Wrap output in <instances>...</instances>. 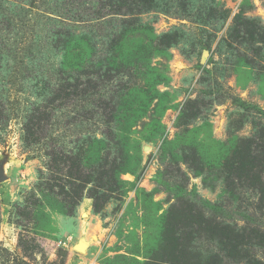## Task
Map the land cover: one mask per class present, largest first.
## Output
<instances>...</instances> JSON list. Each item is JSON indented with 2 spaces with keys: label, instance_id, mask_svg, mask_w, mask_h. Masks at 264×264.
<instances>
[{
  "label": "rangeland",
  "instance_id": "1",
  "mask_svg": "<svg viewBox=\"0 0 264 264\" xmlns=\"http://www.w3.org/2000/svg\"><path fill=\"white\" fill-rule=\"evenodd\" d=\"M106 1L0 0V264L181 263L223 248L198 213L264 232V0Z\"/></svg>",
  "mask_w": 264,
  "mask_h": 264
},
{
  "label": "trees",
  "instance_id": "2",
  "mask_svg": "<svg viewBox=\"0 0 264 264\" xmlns=\"http://www.w3.org/2000/svg\"><path fill=\"white\" fill-rule=\"evenodd\" d=\"M103 0H97V3L102 2ZM128 0H107L106 5L112 6L113 8L116 7V10L113 9L112 11H119L120 9H123L124 3H126ZM135 3H133L132 7L134 9L132 11H140V9H143L145 7H140L141 5H149L150 1L152 0H134ZM69 81H72L75 83V80L73 78L69 79ZM57 82V84H59ZM62 85V84H61ZM59 87V86H58ZM61 91L58 90L57 94H59ZM38 126L36 128L41 129V122L38 121ZM34 125V124H33ZM35 126V125H34ZM31 140H28V143L33 144L36 141L40 140V137L34 133L32 137H30ZM260 141V140H259ZM252 141H248L247 144L251 143ZM253 146V145H252ZM250 148V155L254 153V151ZM249 155V156H250ZM55 161V160H54ZM70 170L74 171L75 173L80 170L79 165L72 163L70 166ZM116 170V168L114 169ZM253 169L249 172L252 174V176L260 175L261 172H256V169ZM255 174V175H254ZM73 174H70L72 176ZM68 176V178L70 177ZM251 176V175H250ZM261 176V175H260ZM82 178V177H81ZM83 179V178H82ZM71 182H77V178L74 176L71 178ZM84 183V181H83ZM69 185H74L73 183H69ZM72 191V189H71ZM74 191V189H73ZM187 205L192 208V205L189 202ZM196 219V227L193 223V220H191L188 224H190V227L193 229H196L197 232L200 234H204L206 236H209L210 238L214 237V239L222 245L223 248H216L215 250L209 251V252H202V251H196V249L192 248V246H182L180 247L182 251L184 252V255L188 256V259L185 261H182L181 263L173 262V264H229V263H236V264H264V261L256 260L252 255L249 254V248L252 245H258L259 247L264 249V232L257 229L254 231H247L246 229L238 230L237 226L233 227L231 225H225V224H219L216 221L212 220V218L205 219L203 214L198 213L195 214ZM190 229V228H189ZM248 232V233H247ZM188 235V234H186ZM216 235V236H215ZM183 247V248H182ZM4 251V250H3ZM248 252V255L246 256ZM4 253V252H3ZM167 264H171V261H168Z\"/></svg>",
  "mask_w": 264,
  "mask_h": 264
},
{
  "label": "bare ground",
  "instance_id": "3",
  "mask_svg": "<svg viewBox=\"0 0 264 264\" xmlns=\"http://www.w3.org/2000/svg\"><path fill=\"white\" fill-rule=\"evenodd\" d=\"M79 244H83V243L80 242ZM77 245H78V244H77ZM81 248H82V249H85V247H84V246H79V247H78V251L82 253L83 250H81Z\"/></svg>",
  "mask_w": 264,
  "mask_h": 264
},
{
  "label": "water",
  "instance_id": "4",
  "mask_svg": "<svg viewBox=\"0 0 264 264\" xmlns=\"http://www.w3.org/2000/svg\"><path fill=\"white\" fill-rule=\"evenodd\" d=\"M81 246V244L76 245L75 249L78 251V247Z\"/></svg>",
  "mask_w": 264,
  "mask_h": 264
}]
</instances>
